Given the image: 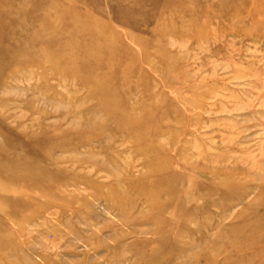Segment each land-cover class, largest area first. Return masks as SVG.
I'll return each instance as SVG.
<instances>
[{
	"label": "rangeland",
	"instance_id": "1",
	"mask_svg": "<svg viewBox=\"0 0 264 264\" xmlns=\"http://www.w3.org/2000/svg\"><path fill=\"white\" fill-rule=\"evenodd\" d=\"M0 264H264V0H0Z\"/></svg>",
	"mask_w": 264,
	"mask_h": 264
}]
</instances>
